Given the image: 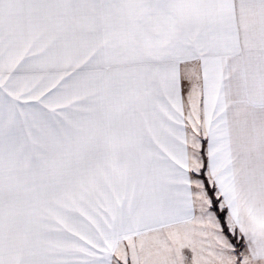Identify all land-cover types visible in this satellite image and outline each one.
Here are the masks:
<instances>
[{"label":"snow or ice","instance_id":"1","mask_svg":"<svg viewBox=\"0 0 264 264\" xmlns=\"http://www.w3.org/2000/svg\"><path fill=\"white\" fill-rule=\"evenodd\" d=\"M0 264H264V0H0Z\"/></svg>","mask_w":264,"mask_h":264}]
</instances>
